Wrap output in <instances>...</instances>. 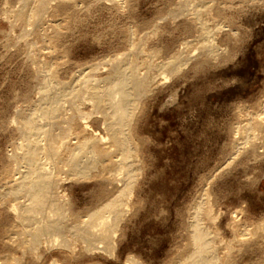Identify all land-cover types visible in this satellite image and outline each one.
Returning <instances> with one entry per match:
<instances>
[{
  "label": "rangeland",
  "instance_id": "rangeland-1",
  "mask_svg": "<svg viewBox=\"0 0 264 264\" xmlns=\"http://www.w3.org/2000/svg\"><path fill=\"white\" fill-rule=\"evenodd\" d=\"M42 1L0 0V264H179L191 249L189 226L200 203L211 211L205 223L219 264H264V127L256 128L257 115L264 117V0ZM196 12L212 32L214 54L202 49ZM130 54L139 77L154 80L132 109L134 184L115 251L84 250L73 233L71 250L44 244V236L29 250L30 226L15 209L25 199L9 195L15 173L24 171L12 156L25 116L56 84L70 87L101 63L96 75L106 77L109 60ZM91 113L87 133L76 127L80 138L98 133L109 143L103 115ZM250 124L247 144L243 128ZM63 149L56 165L69 226L118 183L104 184L99 169L69 176Z\"/></svg>",
  "mask_w": 264,
  "mask_h": 264
},
{
  "label": "bare ground",
  "instance_id": "bare-ground-1",
  "mask_svg": "<svg viewBox=\"0 0 264 264\" xmlns=\"http://www.w3.org/2000/svg\"><path fill=\"white\" fill-rule=\"evenodd\" d=\"M57 1L74 4V0ZM42 2L44 7V3L48 4L49 0ZM186 2L184 6L190 3ZM195 17L198 18L205 42L202 49L209 55L214 54L216 46L211 40L212 32L197 12ZM132 48L135 49L133 46ZM106 65L110 67V73L106 77L96 75V70L102 66L101 63L83 70L73 81V85H68L70 87L56 84L58 89L54 94H49L50 99L44 105L38 104L33 112L26 115L20 127L22 143L17 147L18 153L12 157L16 163L23 165L24 171L15 173L9 195L16 200L25 199L15 209L22 223L30 226L28 232L31 239H24L23 242L31 251L37 250L43 236L44 244L60 245L71 250L73 245L68 239L69 233H73L72 237L83 242L84 250H104L112 253L115 251V235L127 205L125 199L133 190L134 184V148L131 134L128 132L131 120L133 121L132 109L136 108L134 104H137V97L154 78L149 80V75L139 77L138 64L131 60V54L126 58L117 56ZM167 65L171 66L172 71L179 69L176 61L168 62ZM46 86L48 85L44 84L45 88ZM87 102L92 104L93 112L103 115L109 143L98 133L80 138L76 127L79 126L82 133H87L90 128L85 122L92 115V111L84 110ZM261 116L257 115L260 117L256 127L259 130L264 127V117ZM254 127L250 124L243 128L248 132L247 144L251 143L252 136L249 131L254 130ZM54 128L59 130L58 135H54ZM63 148L68 151L65 163L63 162L64 167H68L70 171H67L68 175L71 173L78 177L88 176L93 170L99 169V173L104 177V184L107 181L118 183L117 188L113 185L116 190H107L109 196L104 203L91 211L85 219L76 218L77 220L69 226L64 224L67 213L64 206H61L62 196L59 192L61 168L56 165ZM210 216L211 211L203 204L200 203L194 208L189 226L191 249L179 264H219L220 256L215 239L205 223V219ZM26 234L27 232L24 233L25 237L28 236Z\"/></svg>",
  "mask_w": 264,
  "mask_h": 264
}]
</instances>
